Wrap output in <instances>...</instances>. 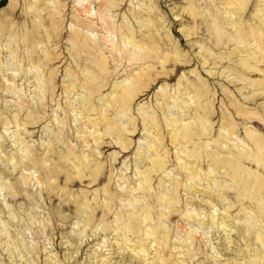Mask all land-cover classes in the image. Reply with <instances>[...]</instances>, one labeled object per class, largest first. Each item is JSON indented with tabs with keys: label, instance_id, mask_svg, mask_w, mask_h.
I'll list each match as a JSON object with an SVG mask.
<instances>
[{
	"label": "rangeland",
	"instance_id": "obj_1",
	"mask_svg": "<svg viewBox=\"0 0 264 264\" xmlns=\"http://www.w3.org/2000/svg\"><path fill=\"white\" fill-rule=\"evenodd\" d=\"M81 1L0 0V264H163L162 259L166 264L234 259L264 264V240L257 239L264 233V214L251 201L259 181L264 201V164L259 163L264 149L253 139L260 136L264 144V65L253 67L251 75L236 69L248 63L249 51L260 50L251 30L246 43L239 46L236 39L224 45V38L236 36L233 21L240 16L229 17L219 0H101V6ZM252 2L244 19L264 32V0ZM91 12L103 16L102 29L84 24ZM72 26L82 34L79 41L97 34L90 41L96 48L100 37L114 38V47L108 41L114 54L104 50L113 72L103 74L104 87L94 94L84 81L96 86L99 66L80 42L74 45ZM125 33L135 35L130 39ZM151 49L159 54L164 49L163 60ZM146 53L148 65L168 62L156 64L126 109L105 102ZM174 71L171 79L153 80ZM190 81L200 87L205 81L207 96L198 98L193 91L191 99L185 86ZM162 89L164 99L156 97ZM81 107L87 108L84 115ZM84 116L100 119V127L87 130ZM176 117L181 124L192 122L201 134L189 147L196 160L169 142L167 120ZM155 139H161L170 162L165 170L143 176ZM70 151L90 162H74ZM215 152L220 160L241 162L237 178L208 156ZM34 156L42 162H32ZM184 162L196 163L200 175L190 179ZM178 181L179 208L172 217L162 216L163 209L170 210L167 194ZM187 203L207 219L228 213L232 231L190 218ZM146 204L151 208L142 210ZM131 217L135 233L128 231ZM228 235L233 242L226 249ZM153 237L163 258L154 257Z\"/></svg>",
	"mask_w": 264,
	"mask_h": 264
},
{
	"label": "bare ground",
	"instance_id": "obj_2",
	"mask_svg": "<svg viewBox=\"0 0 264 264\" xmlns=\"http://www.w3.org/2000/svg\"><path fill=\"white\" fill-rule=\"evenodd\" d=\"M80 1V0H79ZM84 1H87V0H82L80 3V5L84 4L83 2ZM97 1V4L99 6H101L102 4V1L101 0H96ZM221 3V10H226L227 13H229V17L231 16V18L233 19V15L235 14H239V20L237 22L233 21V25L236 27V36L232 37L229 36L230 38H224V45L226 44H229L231 43L233 40L236 41V39H238V42L236 43H239L237 45H241L243 43H246L248 41V37H247V33L249 31V29L251 30V35L252 37L254 38L253 40H255L260 46V50L256 51V52H252L250 53L249 51V54L247 55L246 59H248V63H243V67H238L236 66V69L239 70V72H241L242 74L244 73L245 75H251V74H254L255 72V69L253 67H260V65H264V32L263 30L259 27V26H254V25H249V21L244 19V17L246 18L245 13L246 11L248 10L249 8V3L252 2V3H255L256 0H219ZM88 2V1H87ZM78 3V4H79ZM251 4V3H250ZM85 6V5H84ZM105 6V5H104ZM109 7V6H108ZM107 7V8H108ZM219 6H217L218 8ZM253 7V6H252ZM97 8V7H96ZM220 9V7H219ZM104 11V10H103ZM98 13H95V12H91L87 19L85 20L84 24L86 26H89V25H93V26H96V28H101L103 26V23H104V20H103V16L102 15H99V16H96ZM213 15V14H212ZM106 16V15H105ZM228 17V16H227ZM238 18V17H237ZM229 19V18H228ZM152 21H154V19L152 18L151 19ZM234 20V19H233ZM262 21V20H261ZM228 22V21H227ZM263 22V21H262ZM106 23V21H105ZM240 24V25H239ZM82 25V24H81ZM218 25V24H217ZM231 25V24H230ZM106 26V25H105ZM154 26H155V23H154ZM153 26V27H154ZM232 26V27H234ZM239 26V28L237 27ZM249 26V27H248ZM105 28V27H104ZM107 28V27H106ZM102 29V28H101ZM220 29V28H219ZM106 30V29H105ZM226 30V29H225ZM108 31V30H107ZM110 31V29H109ZM127 31V30H126ZM213 31V30H211ZM235 31V30H234ZM123 32V31H122ZM129 32V31H128ZM107 33V32H106ZM226 33V32H225ZM71 34H72V38H73V42H74V45H78V43L80 42V45H81V48H82V51L83 52H86L89 56H91L95 62H97L98 66H99V85L97 84L96 86H92L90 84V82L87 80L84 81V85H87L88 87V90L93 92H96L97 89H99V91H101V89L104 87V84L102 82V76L103 74L105 75L106 74H110L111 72L113 71H110L109 67H108V60H107V57H105V53H104V50L107 49L110 51V54L112 52V49L114 50L115 48H111V47H108L109 43L108 41L111 43V46L114 47L113 45V42H114V38L110 39V40H107L105 41V36L103 38H99V52H98V48L95 47V45H93V43L95 42V36H97V34H88V36L86 38H84L82 41H79L82 36L80 30L76 29L75 27H71ZM126 34V33H125ZM132 33H130L128 35V38L132 39L131 37H133L135 35V33H133V35H131ZM220 34V33H219ZM226 35V34H225ZM230 35V34H228ZM112 36V34H111ZM110 34L108 37L106 38H111ZM216 36V35H215ZM220 37V35H218ZM224 36V35H223ZM29 37V36H28ZM93 38V39H92ZM235 38V39H234ZM150 39H152L153 42H156L155 38H148V43L150 41ZM251 39V38H250ZM94 41V42H90V41ZM146 41V40H145ZM92 43V44H91ZM104 43V44H103ZM220 42L218 41V43L216 44H219ZM235 43V42H234ZM249 43V42H248ZM223 44V43H222ZM92 45V46H91ZM147 45H150V44H147ZM234 45V44H233ZM245 45V44H244ZM242 45V46H244ZM254 46V45H253ZM140 47V46H139ZM238 48V47H237ZM255 49V48H254ZM139 50V49H138ZM142 49H140L141 51ZM145 50V49H144ZM253 50V48H252ZM115 51V50H114ZM139 51V52H140ZM151 51L153 52L154 55L157 54V57L156 58H163L164 56V49H163V52L161 54H159V52H157L155 49H151ZM247 51V50H246ZM137 52V51H136ZM98 53H99V61H97V58H98ZM113 53V52H112ZM130 53V52H128ZM134 53V52H133ZM132 53V54H133ZM114 54V53H113ZM111 54V55H113ZM131 54V55H132ZM138 53H134V55H137ZM143 54V53H142ZM142 54L140 55V60L142 61L141 65L137 68V69H134V70H127V74H126V79H125V84H119L121 86L120 89L116 90V91H113L111 93V95L107 96L106 99H104L105 102H107L108 104H111L112 106H116V107H120L123 108V109H126L138 96V94L140 93V85L145 82V81H148V79L155 73V67H157V63H161L160 61L158 62H152L153 64L152 65H148L147 62H150V60H148L150 57H148L147 53L145 55V57H141ZM139 58V57H138ZM138 58H136V60H139ZM139 60V61H140ZM163 60V59H162ZM152 61V60H151ZM168 60H164V62H162L160 65L162 67H165V65L167 64ZM206 63V62H205ZM218 63H221V62H218ZM223 63V61H222ZM217 64V62H216ZM148 65V66H146ZM159 66V65H158ZM178 66L180 65H175L174 67L177 68ZM237 72V71H236ZM161 73V72H160ZM175 71L172 72V73H169V72H163L162 75L160 74L161 77H158L156 76V79L154 78L153 80H159V79H171L172 76L174 75ZM244 75V76H245ZM247 77V76H246ZM86 79V78H85ZM97 81H98V77L96 78ZM94 79V80H96ZM246 79V78H245ZM244 79V80H245ZM249 79V78H248ZM199 80V79H198ZM241 80V79H240ZM152 81V80H151ZM200 82V81H199ZM252 82V81H251ZM155 83V82H154ZM247 83V82H246ZM249 83V82H248ZM254 83H258V81H255ZM102 84V85H100ZM144 84V83H143ZM180 85H182L181 83H179ZM251 84V83H250ZM249 84V85H250ZM206 85L205 84V81L202 82V87L200 86H197L195 83L193 82H189V84L185 85L186 88H188L189 90H191L190 92H186L188 95H190V98L193 99L194 96H191V92H195L197 97L198 98H204L207 96V92L206 91ZM74 86V85H73ZM144 87V85H142ZM147 86V85H146ZM145 86V87H146ZM142 88V87H141ZM115 89V88H114ZM142 89H145V88H142ZM147 89V88H146ZM145 89V90H146ZM185 93V92H184ZM167 93L162 89L161 92H157V95L156 97H160L162 96V98L164 99L166 97ZM198 100V99H197ZM185 101V100H184ZM191 108V107H190ZM192 109V108H191ZM196 110V109H195ZM87 111V108L86 107H81V113L84 115ZM128 111V110H127ZM125 112V111H124ZM127 113V112H126ZM105 114V113H104ZM86 118V116H84ZM83 117V118H84ZM144 117V116H143ZM84 118L85 120V128L87 130H89L90 127H92L93 125L94 126H99L100 127V124H101V121L100 119L98 118H91L90 116L87 117L86 119ZM154 119V117L152 118ZM182 119V118H181ZM193 119V118H192ZM107 121V120H106ZM143 121H144V124H145V127H147L151 121H149L146 117L143 118ZM167 123H168V126L171 128V131H169V142L171 143V145H174L176 146V148H178L177 146H180L182 147V151H184V153L187 154V157L191 158V159H197L198 158V154L196 153V151H193V150H190L189 147L190 145L193 143L194 139L196 138V136H199L201 135L197 129H195L194 125L192 124V122L190 123H183L181 124V120L178 119L177 117L176 118H172V120H167ZM181 125H180V124ZM197 123V122H196ZM111 124V123H110ZM157 124V123H155ZM155 124L153 122L152 124V127H155ZM175 125V126H174ZM228 125L231 127V129H235L236 127V124L234 121H231L228 123ZM115 126V125H114ZM112 126V127H114ZM117 126V125H116ZM151 126V125H149ZM111 127V128H112ZM158 127V125H157ZM199 127V126H198ZM110 128V129H111ZM148 128V127H147ZM108 129V128H107ZM90 131V130H89ZM112 131V130H110ZM114 131V130H113ZM119 131V130H118ZM123 131V130H122ZM204 131V130H203ZM230 131V130H229ZM91 132V131H90ZM89 133V132H88ZM116 133V132H115ZM151 133V132H150ZM205 133V132H204ZM123 134V133H122ZM145 135V134H144ZM150 135V134H149ZM149 138L152 139L151 136H149ZM153 135V134H152ZM205 135V134H204ZM207 135V134H206ZM118 136V135H117ZM147 136V135H146ZM160 138V137H159ZM253 139H254V144L257 145V147L259 148V150H263L264 149V144L262 142V140L260 139V136L259 137H254L253 136ZM120 140V139H119ZM164 141V140H163ZM88 142V141H87ZM99 143V142H98ZM88 144V143H87ZM127 144V143H126ZM125 144V145H126ZM129 144V142H128ZM165 144V143H164ZM163 144V145H164ZM194 144V143H193ZM154 148H151L149 151H151L150 153V165L148 166V168L144 171V174L143 176H147L148 175L151 177L154 173H159L163 170H165V167L167 165L166 162H170V157H169V152L168 150L166 149H162V142H161V139H155L154 140ZM99 148V144L97 146ZM166 147V146H165ZM264 151V150H263ZM260 153V151H259ZM258 153V154H259ZM257 154V156H258ZM261 154V153H260ZM70 158L74 159L73 161L74 162H90L89 160H87V156H86V161L77 156L75 154V151H70V154H69ZM208 156L214 160V162L220 166H222V168H226L228 169L234 178H237L239 176V172L241 171V168H242V164L241 162L238 160V159H229V160H220L215 153H210L208 154ZM176 157L178 158V160H182V157L180 155V150H177V153H176ZM32 159V162H42V159L37 156H34L31 158ZM258 159V157H257ZM256 159V160H257ZM260 161L259 163H262L264 164V154L263 155H260L259 157ZM182 167L185 168L186 170V173L188 174V177L190 179H195L197 176L200 175V173L198 172L197 170V164L195 163L193 165V163H188V162H184L182 163ZM146 177V178H147ZM151 179V178H150ZM195 181V180H194ZM144 183V182H143ZM261 183L263 182H258L256 188H255V191L253 193L252 198H251V201L253 203H255L256 205L259 206V209L261 208L262 209V212L264 214V201H263V197H262V192L260 193L261 189H262V185ZM141 184V183H140ZM145 184V183H144ZM147 184V183H146ZM181 185V182H175V189L174 191H171L170 193L167 194V198H166V202L167 204H169V208L170 210L167 211V209H163L164 212H162V216H166V217H172L174 216V214L176 213L177 209L179 208L178 207V204L180 202V196L178 195V189ZM146 186V185H145ZM192 188V186H190ZM142 189H146L144 186L141 187ZM141 189V190H142ZM142 190V192L144 191ZM134 191V190H133ZM136 191V190H135ZM147 191V190H146ZM201 192V191H200ZM210 192V191H209ZM209 192H206L207 195H210L211 193ZM245 191L242 192V196H245ZM134 194V192H133ZM147 194V193H145ZM151 195V194H150ZM212 195V194H211ZM242 196H241V199L240 201H242ZM138 198V194L135 196ZM110 203L111 201H113L114 199L113 198H110ZM192 205L191 203H187L186 207L189 211L192 210V213L190 214V218H193V219H196V220H199L200 223L202 224H208V225H211L213 227H216L217 230L221 227L222 229L226 230L228 233H230L229 231H232V229L228 230V222H227V218H230V215L228 213H216V214H212V215H209V218L207 219V217H203L201 216V213H198V214H195V209H190V205ZM110 206V205H108ZM143 207L141 208L142 210L146 207H149L151 208L150 204H146V205H142ZM178 207V208H177ZM139 210V208H138ZM140 212V210H139ZM137 213V212H136ZM262 215V214H261ZM263 217V216H262ZM140 219V218H138ZM147 219V217H146ZM128 223H127V226H128V231H130L131 233H135V231L133 230V228L135 227V220L131 218H129L128 220ZM148 221V220H147ZM124 225V224H123ZM180 226L183 225V223L181 222L179 224ZM206 227V226H205ZM157 228V227H156ZM181 228V227H180ZM193 230V229H191ZM237 230L238 232L242 233L243 236L245 237V232H244V229H243V226H239L237 227ZM220 231V229L218 230ZM192 233V232H190ZM228 240H226V242H224V245L226 246V249H229L231 247L230 244H232L233 242V239L230 237V235H228ZM258 240H261L263 241L264 240V233H261L258 237H257ZM158 239H155L154 237L151 239V243H155L156 244V248L154 250V257L156 259H159V258H163L164 255H163V252L164 250L163 249H160L159 248V243L157 241ZM145 246V245H144ZM248 246H250L249 242H248ZM250 248V247H249ZM258 253V252H257ZM256 253V254H257ZM259 255V254H257ZM236 260L237 259H234L233 262H235L236 264ZM162 263L163 264H166V262L168 260H164L162 259ZM169 263V262H168ZM171 263V261H170ZM232 263H229V264H232ZM172 264V263H171Z\"/></svg>",
	"mask_w": 264,
	"mask_h": 264
}]
</instances>
